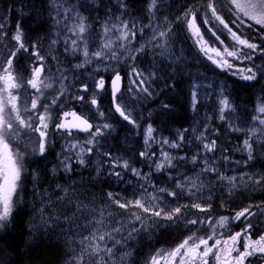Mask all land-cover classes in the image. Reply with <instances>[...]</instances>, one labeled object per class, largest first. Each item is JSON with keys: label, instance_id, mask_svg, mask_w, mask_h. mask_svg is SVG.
Instances as JSON below:
<instances>
[{"label": "snow or ice", "instance_id": "6c2138e0", "mask_svg": "<svg viewBox=\"0 0 264 264\" xmlns=\"http://www.w3.org/2000/svg\"><path fill=\"white\" fill-rule=\"evenodd\" d=\"M141 5L43 0L42 34L26 30L20 18L35 20L25 11L36 12L35 5L21 2L0 15V232L13 225L28 193L37 239L62 245L64 264H138L136 243L165 228L188 234L143 264H264V200L231 217L212 215L217 193H264V165L253 170L264 160V0H188L174 15L167 0ZM200 22L222 50L205 39ZM177 30L244 89L262 85L245 101L251 108L241 109L226 85L203 77L188 91L189 110L200 117L191 127L164 136L151 112L145 119L139 109L148 101L159 103L157 116L172 111L157 97L176 87L169 69L182 59ZM149 54L150 66H142ZM114 118L130 125V134L143 129L135 161L110 145ZM50 155V168L29 170ZM89 168L86 183L82 170ZM128 174L137 181L132 198L89 191L101 176L131 184ZM0 264H14L3 246Z\"/></svg>", "mask_w": 264, "mask_h": 264}, {"label": "bare ground", "instance_id": "6f19581e", "mask_svg": "<svg viewBox=\"0 0 264 264\" xmlns=\"http://www.w3.org/2000/svg\"><path fill=\"white\" fill-rule=\"evenodd\" d=\"M20 1H22V0H20ZM132 2L135 3L137 5V7L142 6L141 5V0H132ZM103 3H105V2H103ZM12 5H15L14 0H3V1H0V15H3L4 14V11H5L6 7L12 6ZM15 6L17 7V9L19 8V6H17V5H15ZM181 7L182 6H180V5L178 6L177 5L176 8L179 10ZM39 11H40V9L37 8L36 9V12H32V16L33 17H36L35 20L30 19L28 16H25V15H24V18L23 17H20V18H22V21H23V27L26 30L40 28L39 27V24H40L41 20L44 19L45 17L44 16H37V12H39ZM17 19H18V16H17L16 12H13L12 13V17H11V22L12 23L13 22H16ZM183 40H184V43H181L180 46L183 48L182 45L184 44V46L186 48V51L189 53L190 50H191L190 43H189V36L186 35L183 38ZM179 43L180 42L176 41L175 42V47L180 48ZM185 55H188V54L186 53ZM186 62H187V57L185 58V61L182 62V64H185ZM181 65L178 64L177 66H175V68L173 67V73L176 74V75H174L175 76V81H173L175 84L180 79L179 77H182V76L188 74V68L186 67V65L184 67H181ZM212 80H213L214 84L226 85L228 90L230 88H235L236 87V84H234L233 82H231L229 79H220V78H217V77L212 76ZM195 81L198 82V80H195ZM262 84H263V82H262ZM161 86H162V84H161ZM261 86L262 85H255L254 87H251L248 90H246V89H244V87H242L243 92L248 95V98L247 99H243L242 98L240 100H236V99L233 98L234 99V102L237 103V104H239L240 107H241V109H243L244 107L251 108V103H249V104L246 105L245 104V101H251L253 99L252 97L255 96L258 93L259 88ZM167 97H168V99L171 98L170 95H168ZM172 99L174 101L176 100V102H180L182 104L183 112L181 114L178 113V115H179V120L183 124L184 128L185 127H191L193 125V123H194L195 114L192 113L189 110L188 105L185 104V94H183L181 96H180V94H176V93L175 94H172ZM139 111L140 112H143L142 108L139 109ZM152 119L155 121V125L154 126L157 129L159 128L158 124L161 127L165 124V121L163 119H160V118H157V117H154V116H152ZM195 119H200V117H195ZM177 132H178V130L171 131L169 133V136H175V134ZM113 137L114 138H111L110 137V145L112 147L118 149L120 154H122V153H126L127 155L130 154L132 156V159L134 158V154H132L134 148L135 147H138L139 145H142V139H143V136L142 135L132 134V137H130V139L127 140L125 138V136H124V131L122 129H120V128H116V133H113ZM133 161H135V159H133ZM52 164H53V161H52V163H50L48 165H50V167H51ZM261 165H264V160L258 161L256 163L255 169H253V170L254 171L255 170H260ZM50 167L47 166V165H43L42 163H38V162H34L33 164L30 165V169H33V168H36L37 169L38 168L41 171H44L45 169L50 168ZM90 171H91V168H89L87 170H82L83 177H84V181L86 183L88 182V173ZM92 175H93V177H95L96 174L93 172ZM105 179L106 178L103 177V176L99 177L97 179V182L94 185L90 186V188H89V191L93 192L96 195L97 198H99L100 196H102L104 193H106L109 190H111L113 192H119L122 196H124L126 198H132L133 192H134L133 185H135L137 183V181L130 174H128L126 176V180L127 181H131V184L130 183H127V182H125V183H117V182H115L112 179H108V182L105 183L104 182ZM77 180H79V176L77 177ZM157 180L161 184H163L165 182V178L163 176L157 177ZM242 192H243V194H239L238 193L237 196H252V195H256L259 191L249 192V191L242 190ZM218 197H220V198H218ZM30 198H31V200L29 201L28 206L21 211L23 213V215H25L26 213H28V211L29 212L31 211L30 210V203L32 202L31 195H30ZM233 198L234 197L227 196L226 193L225 194H219V193H217L216 195H214L212 197L213 207L214 208H218V209L220 208V210H222L224 212L225 211H233V210H237V209H241V208L245 207L244 203L241 202V203L238 204L237 202L233 201ZM225 201L227 202V207H221V203L222 202H225ZM181 202H185V201L182 200ZM25 218L26 217L24 216L23 217V220H25ZM35 239H37V235L34 236V238H32V240H35ZM39 240H40V242H44L46 244H50V245L55 246L57 248V250H60L61 249L60 248L61 246H58L57 243L55 242V240H53L51 242L47 238H42V239H39ZM3 241H6V237H4L3 235H1L0 236V242L3 243ZM156 248H160V246H156ZM136 250H137V252L141 253V255L138 256V258L140 259L143 256V251L140 248H136ZM60 261H61V258H60V260H59V262L57 264H59Z\"/></svg>", "mask_w": 264, "mask_h": 264}, {"label": "flooded vegetation", "instance_id": "af4514ba", "mask_svg": "<svg viewBox=\"0 0 264 264\" xmlns=\"http://www.w3.org/2000/svg\"><path fill=\"white\" fill-rule=\"evenodd\" d=\"M0 1H3V0H0ZM175 1L176 0H167V2L172 6L170 15H174L177 11H179L176 8L177 5L175 6ZM14 2H15V5H17V6H19L20 3L23 2V3H26V4L35 5L36 9L37 8L41 9V4H42L43 0H22V1L14 0ZM103 2L107 3V0H103ZM25 11H26V13L27 12H31V14H32L31 8H28ZM25 16H28V15L25 14ZM22 17L24 18V15ZM13 23L15 24V22H13ZM205 28H206V26H204L201 23V31L203 32V34L205 36V39H207L209 42H211V37L208 34V32L205 30ZM28 30H30V31L31 30H35L37 32H41V34L43 32V29H41V28L28 29ZM177 31H178V37H177L176 41L180 42L179 43V46H180L181 43H184V40L180 39V35H181L180 31L179 30H177ZM182 46H183V49L185 50V52L188 54V55H186L187 62L185 64L181 65V67H184L186 65V67L188 68V74H187L186 77H185V75L182 76V78H184L186 80L187 84L188 83H192L194 81V79L198 80V82H205L202 79L203 77H206L207 81L211 82V80H212L211 79L212 78V75H211V65H212V63L209 60H207L206 57L201 55V53L198 51L197 47H196V49H197V52H198V56L196 57L195 53H193V51H194L193 46H190L191 50H190L189 53L186 51V48H185L184 44ZM200 55L203 57V60L200 58ZM174 65L177 66L176 64H173L172 67H174V68H175ZM169 71L173 75H176L175 73H173V70H171V68L169 69ZM197 73L200 74L199 77H196ZM222 73H225V72H222ZM172 94H175L174 89L168 90L166 92L167 96L168 95L171 96L170 99H168V97H167L168 101L167 100L164 101V99H161L160 98L161 96L159 97V101H161V102H170L171 103V105H172L171 113L174 112L172 119H170V117H168V116H165L164 113L159 115V116H157V113L160 111V105L159 104H158L159 105V107H158V106L154 105L153 103H150L146 110H143V109L147 107V104H144L143 107H141L142 110H143L142 113L144 114L145 119H147L148 113L151 112L153 114L152 116L160 118V119H163L165 121V124L162 127L158 124V126H159L158 131L161 132V134L164 135V136H169V133L171 131H175V130L180 129V120H179V115H178L179 112H176L174 110L175 107H173V106H175L176 100L174 101L172 99ZM166 95H163V96H166ZM102 104H103V107H105V108L110 107L108 99H104L102 101ZM201 115L203 116L202 113H201ZM110 122L114 123L116 125V128H120V129H122L124 131V136H125V138L127 140H129L130 137H132V134H130V133H132L133 130H132L130 125L125 124L124 126H122L121 123L116 120V118L112 119ZM141 123L143 124L144 120H142ZM140 131L143 132V129L141 128ZM114 133H116V131ZM55 151H59V148L55 149ZM37 161H38V163H42L43 165H47V166L50 167V165H48V164L52 163V161H53V163H55V156L54 155H52V156L50 155L47 160H40L39 158H36V160L34 162H37ZM137 166L140 167L139 165H137ZM157 177H160V176L158 175ZM235 211L236 210L225 211L224 212V211L220 210V208L218 209V208H214L213 207L212 215L215 216V217H219V216H229V217H231L234 214ZM181 230L184 231L185 234L182 235L181 237H177V235L180 234ZM237 230H239V225L238 224L232 225V231H237ZM166 232L169 233L167 235L171 236L168 239H163L164 238L163 235L157 234V235H152L151 237H145V239L142 242L136 243L135 247L136 248H140L143 251V256L140 259L138 257H136V259L138 260V264H143V258L148 255V251L150 249H152V248L154 250L157 249L155 247V245L161 244V243L178 244L183 239V237L188 234L185 229H181V228H168V230ZM201 234H203V233H201ZM159 236H161L162 238L159 239L158 238ZM160 248H164V247H160Z\"/></svg>", "mask_w": 264, "mask_h": 264}, {"label": "trees", "instance_id": "16d2710c", "mask_svg": "<svg viewBox=\"0 0 264 264\" xmlns=\"http://www.w3.org/2000/svg\"><path fill=\"white\" fill-rule=\"evenodd\" d=\"M180 79L176 83L174 92L176 94L186 95L185 89L187 88L186 82L179 77ZM236 84L235 88H230L228 91L233 93V98L236 100L247 99L248 95L243 92V83H239L235 80H231ZM250 89V88H248ZM246 89V90H248ZM182 98V97H181ZM174 110L181 114L183 112L182 104L180 102L175 103ZM173 113H164L165 116L172 119ZM180 124H182L180 122ZM261 200H264V193L258 192L256 195L252 196H234L233 201L239 203H244L246 206L248 203H258ZM27 206L20 207V210L17 211L16 219L13 225L7 230L6 241H3L2 246L6 247L10 251V259L14 264H52L55 260L60 258L59 250L53 245L40 242L39 239L32 240L30 232H24L23 228V213L21 212ZM28 232V233H27ZM163 239H168L171 236H163ZM162 238L161 236L158 237Z\"/></svg>", "mask_w": 264, "mask_h": 264}, {"label": "rangeland", "instance_id": "374dc122", "mask_svg": "<svg viewBox=\"0 0 264 264\" xmlns=\"http://www.w3.org/2000/svg\"><path fill=\"white\" fill-rule=\"evenodd\" d=\"M180 2V3H179ZM188 2V0H176L175 1V6L176 5H180V6H182L183 4H185V3H187ZM205 30L207 31V28H205ZM208 32V31H207ZM208 34L212 37V35L210 34V32H208ZM221 38L222 39H224L225 40V44H229L230 45V40H228V38H227V35H226V33H224V34H221ZM212 43H213V39H212V41H211ZM218 47V46H217ZM221 48V50H222V46L220 47ZM184 49L180 46V48H177V47H175V51L177 52V54L178 55H180L181 57H182V59H181V61H180V65L182 64V62L183 61H185V58H186V53L183 51ZM142 59H144V64L142 65V66H150L149 65V60H151L152 59V57H151V54H149L148 55V57L147 58H142ZM173 59H175V58H173ZM177 65V64H176ZM175 66V65H174ZM171 70H173V67H171ZM172 72V71H171ZM182 76V75H181ZM187 76V74L185 75V77ZM263 84H264V82H263ZM38 169V168H37ZM29 170L31 171V169L29 168ZM30 185H28V188L30 189ZM26 196V197H25ZM24 200H26V204H21L20 205V207H22L23 205L24 206H28V203H29V201L31 200V198H30V194H28V193H26L25 195H24ZM32 203L33 202H31L30 203V210H31V208H32ZM20 207H19V209H20ZM18 209V210H19ZM17 210V211H18ZM35 214H33L32 213V211H28V213H26L24 216L26 217L25 218V220H23V228H24V232H26V231H28V232H30V234H31V236H32V238H34V236H36L37 234L33 231V225L30 223L31 221H32V219H33V216H34ZM7 231V230H6ZM6 231H4V232H0V236L1 235H3L4 237L6 236V234H5V232ZM27 232V233H28ZM185 233H184V231H180V234H178L177 235V237H181L182 235H184ZM161 235H163V236H166L167 234H161ZM31 238V239H32ZM2 242H0V246H2V244H1ZM160 246H164V243H161V245ZM61 249L59 250V257L61 258V261H60V263L59 264H64V261H65V251H66V249L61 245V247H60ZM60 258H58V260H55L54 262H52V264H57L58 262H59V260H60Z\"/></svg>", "mask_w": 264, "mask_h": 264}]
</instances>
